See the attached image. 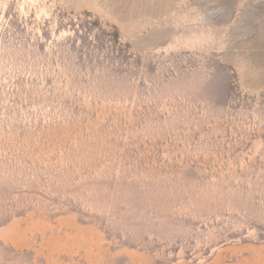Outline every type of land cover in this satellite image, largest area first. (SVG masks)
<instances>
[{"label": "rangeland", "instance_id": "obj_1", "mask_svg": "<svg viewBox=\"0 0 264 264\" xmlns=\"http://www.w3.org/2000/svg\"><path fill=\"white\" fill-rule=\"evenodd\" d=\"M0 264H264V0H0Z\"/></svg>", "mask_w": 264, "mask_h": 264}]
</instances>
